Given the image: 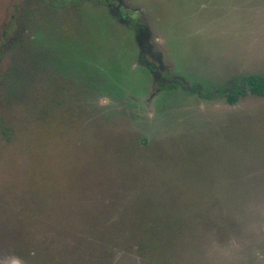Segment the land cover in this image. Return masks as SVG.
<instances>
[{
    "label": "rangeland",
    "instance_id": "1",
    "mask_svg": "<svg viewBox=\"0 0 264 264\" xmlns=\"http://www.w3.org/2000/svg\"><path fill=\"white\" fill-rule=\"evenodd\" d=\"M111 3L179 85L104 0H0V264H264V96L220 93L264 76V0Z\"/></svg>",
    "mask_w": 264,
    "mask_h": 264
},
{
    "label": "flooded vegetation",
    "instance_id": "2",
    "mask_svg": "<svg viewBox=\"0 0 264 264\" xmlns=\"http://www.w3.org/2000/svg\"><path fill=\"white\" fill-rule=\"evenodd\" d=\"M39 1L44 2L49 9L52 8V11H54L53 13L58 12V11H60V9H64L67 7H75V8H77V10H74V12L77 15L81 11L84 2L88 1V0H63V2L60 3L59 5H56L52 2H50V0H39ZM89 1H91V2L97 1L98 2L99 0H89ZM111 1L112 0H110V1L104 0L105 4L108 6V9L110 10L109 12H111L112 15L114 16L115 20H117L116 22L122 24L124 26V28H127V29H131L132 27L133 28L135 27V33H136L135 44L139 48V52L137 55L138 64L141 65L142 67H144L146 69V71H148L150 76L154 77V80H155L157 86H159V87H164V86L175 87L176 85H179V83H180V80H178L179 77L170 78L168 75L163 74L164 69L161 71V69L164 66L163 60H162L163 58H162V55L160 53H157V55H155L156 53H155V50L153 48L154 46H153L152 40H151L153 34L155 35V32L151 28V26L147 22H144L141 17L139 19L135 20L134 16H132V14L128 10V8L126 6H123V3H118L117 6L114 7L113 4L111 3ZM78 7H80V8L78 9ZM65 14H67V13H65ZM25 16L28 19L33 18V14L29 11L26 12ZM18 18H19V15L18 16L13 15L11 22L8 24V27H6L5 30H15V24H16ZM68 32H69V30H68ZM77 34H78V32L76 31L75 36ZM56 35L61 36V34H56ZM62 38L63 37L61 36V40H62ZM72 39L75 40V39H77V37L72 38ZM22 40H24V38L23 39H16V41H19V42ZM52 44H50V45L52 46ZM52 48L53 47H47L46 48L47 62L48 63H50V62L55 63L56 70L59 72H65V74H66V72H67L66 68H68V66L66 65L67 67L65 66V68H64L62 65L56 63L55 52L52 50ZM77 63L82 64L81 61H79V60ZM90 63H92V62H90ZM70 65H71V63H70ZM86 68L90 69L89 64H88V66H86ZM79 70L83 71L82 68H79ZM98 70H99V68H98ZM83 72H85V71H83ZM108 72L109 71H107L103 76L108 78L109 77ZM82 73L78 72V75L80 77H82ZM90 73H92L91 69H90ZM90 73L85 72V75L83 76L81 81H83V79L87 78ZM177 80L179 81V83ZM95 82H97V81H95ZM106 82H108V81H105V83ZM64 87H60V89L62 90ZM242 88H243L242 86L239 87V86L235 85L232 90H226V91L222 90L221 92L219 90H217L216 92H220L221 94L227 92L226 94H229V93H232V91H238V90H241ZM59 92H60V90H59ZM60 104L63 105L61 101H60L59 105Z\"/></svg>",
    "mask_w": 264,
    "mask_h": 264
},
{
    "label": "trees",
    "instance_id": "3",
    "mask_svg": "<svg viewBox=\"0 0 264 264\" xmlns=\"http://www.w3.org/2000/svg\"><path fill=\"white\" fill-rule=\"evenodd\" d=\"M50 2L59 5L63 0H50ZM243 84L245 86L241 90L234 91L237 92L238 96L229 94L228 98L231 102H235L241 95L246 94L248 91L255 95L264 96V76H247L243 79ZM1 124L2 121L0 120V126ZM1 130L4 134L9 133V128L6 126H2Z\"/></svg>",
    "mask_w": 264,
    "mask_h": 264
},
{
    "label": "clouds",
    "instance_id": "4",
    "mask_svg": "<svg viewBox=\"0 0 264 264\" xmlns=\"http://www.w3.org/2000/svg\"><path fill=\"white\" fill-rule=\"evenodd\" d=\"M12 264H22V261L19 257H16L12 260Z\"/></svg>",
    "mask_w": 264,
    "mask_h": 264
}]
</instances>
